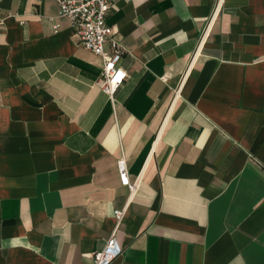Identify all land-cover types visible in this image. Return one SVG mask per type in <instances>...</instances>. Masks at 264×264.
Listing matches in <instances>:
<instances>
[{"label": "crops", "instance_id": "obj_1", "mask_svg": "<svg viewBox=\"0 0 264 264\" xmlns=\"http://www.w3.org/2000/svg\"><path fill=\"white\" fill-rule=\"evenodd\" d=\"M57 10L0 0V264H264V0H113L112 97Z\"/></svg>", "mask_w": 264, "mask_h": 264}, {"label": "built area", "instance_id": "obj_2", "mask_svg": "<svg viewBox=\"0 0 264 264\" xmlns=\"http://www.w3.org/2000/svg\"><path fill=\"white\" fill-rule=\"evenodd\" d=\"M56 2L58 17L67 20L73 26L79 44L102 58V74L97 85L112 97L127 77V72L118 66L122 46L114 37L112 26L106 22L113 0H56ZM107 45L109 49L106 48ZM117 167L120 183L132 189L133 184L128 180L123 158L117 161ZM115 214L118 220L123 216L121 210H116ZM122 252V247L112 233L106 239L104 247L93 252L92 262L111 264Z\"/></svg>", "mask_w": 264, "mask_h": 264}]
</instances>
